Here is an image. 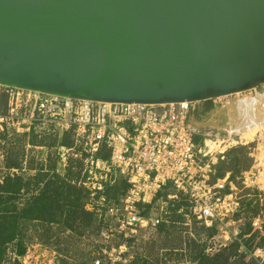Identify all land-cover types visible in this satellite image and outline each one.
<instances>
[{
    "label": "water",
    "instance_id": "1",
    "mask_svg": "<svg viewBox=\"0 0 264 264\" xmlns=\"http://www.w3.org/2000/svg\"><path fill=\"white\" fill-rule=\"evenodd\" d=\"M0 85L93 103L264 86V0H0Z\"/></svg>",
    "mask_w": 264,
    "mask_h": 264
},
{
    "label": "rangeland",
    "instance_id": "2",
    "mask_svg": "<svg viewBox=\"0 0 264 264\" xmlns=\"http://www.w3.org/2000/svg\"><path fill=\"white\" fill-rule=\"evenodd\" d=\"M258 96H264V86L209 101L210 108H207L206 102L197 103L194 110L200 109V117L195 113L191 117L193 131L201 136L202 148L208 154L204 158L207 159L205 163L217 166L226 162L228 165V153L246 147L243 154L245 156L247 153V161L244 159L240 162L242 172L235 175V184L229 183L231 173H227L223 180L214 185L216 198L221 199L220 204L226 201L232 211L224 214V209H221L213 217L201 218L200 214H194V203L185 199L187 209H179L175 201H180L182 197L173 201L164 196L148 216L140 214L159 219L158 226L161 227H139L135 234L128 235L119 232L118 217L99 214L103 212L101 209L105 205V198L111 202L121 198L125 183L119 171H108L106 161L95 158L98 152L94 153L90 138L79 136L76 127L62 132L60 124L44 121L38 116L30 126L22 124L20 120V125L0 130V181L8 174L22 176L25 180L40 173L52 176V169H55L62 180L68 178L69 182L81 185L88 191L87 208L89 212L95 213L89 227H81L74 232L60 225L28 224L27 251L18 260L23 264L28 252L43 257L44 250H52L57 253V264H95L97 261L101 264H196L191 255L190 241L200 240L195 233V224L197 227L205 224L218 229L213 239L207 240L204 236L201 239L207 242V254L214 256L222 248H228L239 234L240 226L247 224V214H252L253 207L247 208V200L252 202V206L257 203L261 208L264 206V130L261 129L247 141L237 131L238 107L247 99ZM28 115L23 112L21 116L27 119ZM201 123L203 126H199ZM64 141L69 142V146L64 145ZM12 150L21 160L22 167L20 170L7 171L4 160ZM248 165L251 168L247 171ZM213 174L212 170L210 176ZM210 181L211 177L209 184ZM256 191L261 196H255L253 193ZM174 193V190L170 192L171 195ZM28 197H23L20 207L25 205ZM254 199H259V202L255 204ZM238 214H241L240 217H237ZM261 224V219L256 218L255 228L260 229ZM254 256L259 259L258 264H264L262 251L257 250ZM42 257L37 260V264L43 263ZM8 258L12 261L17 259L12 247L8 250Z\"/></svg>",
    "mask_w": 264,
    "mask_h": 264
},
{
    "label": "built area",
    "instance_id": "3",
    "mask_svg": "<svg viewBox=\"0 0 264 264\" xmlns=\"http://www.w3.org/2000/svg\"><path fill=\"white\" fill-rule=\"evenodd\" d=\"M195 104L93 103L0 85V130L20 125V120L30 126L38 116L60 124L62 132L76 127L79 136L91 139L94 153L105 140L111 150L110 161L105 163L108 171H119L129 185L121 206L110 207L108 214L119 218V232L128 235L139 227L159 225V219L141 216L140 206L151 205L169 184L176 194L168 198L184 194L201 218L213 217L221 209L224 214L232 211L226 201L220 204L216 198L215 186L209 184L211 163L202 161L208 154L193 141L196 133L189 114ZM23 112L29 114L27 119L21 116ZM56 255L52 250H44L43 257L28 252L23 264H37L41 257L42 264H57Z\"/></svg>",
    "mask_w": 264,
    "mask_h": 264
},
{
    "label": "trees",
    "instance_id": "4",
    "mask_svg": "<svg viewBox=\"0 0 264 264\" xmlns=\"http://www.w3.org/2000/svg\"><path fill=\"white\" fill-rule=\"evenodd\" d=\"M206 105L207 108H210L208 105L211 104L207 103ZM193 141L197 146H202L201 136L193 134ZM63 143L69 146V142L64 141ZM245 149L246 147H241L231 150L227 155L230 161L228 165H226V162H221L217 166L212 164L211 168L215 173L210 176V184L212 186L217 184L219 180H223L227 173H231L229 183L235 184V175L242 172L239 166L240 162L244 161V159L247 161V153L245 152V156L243 154ZM110 155L111 150L104 140L95 158L109 162ZM248 159L251 161V158ZM206 160L203 158V163ZM244 163L246 164V162ZM21 167L22 162L18 155L13 150L9 151L4 160V168L10 171L20 170ZM250 168L251 165H248L247 171ZM52 171V176H49V173H40L30 180H25L22 176L8 174L0 181V264H22L18 258L24 256L27 251L26 226L30 223L33 225H60L72 232L78 231L81 227H89L91 225L90 221L95 213L89 212L87 208L88 191L81 185L69 182L68 178L62 180L55 169H52ZM122 178L124 179L125 190L121 198L115 200V202L108 201L105 198V205L101 209L103 212L99 214H108L110 207L121 206V199L129 189L126 179ZM171 191L173 189L169 184L151 205L140 206L143 216H148L147 214H150L156 203L164 196L168 198L171 195ZM247 192L251 191L247 190ZM253 194L261 196V193L257 191ZM26 195H29V197L25 205L20 207V201ZM179 197H182L181 200L175 201L178 204V208L187 209L185 199L190 200L184 194L178 193L177 198L173 199V201ZM254 201L256 204L259 199H254ZM250 207H253V211L252 214H247V224L240 226L239 234L228 248H222L214 256L206 253L207 242H202L201 239L203 236L207 240L213 239L218 234L217 227H207L205 224L197 227V224H195V233L200 240L190 239L193 262H196V264H258L259 259L254 254L257 250L264 252V206L261 208L258 203L256 206H252V202L247 200V208ZM240 215L238 214L237 217H240ZM256 218L262 221L260 229H256L254 226ZM10 247H12L17 256L14 261L8 258Z\"/></svg>",
    "mask_w": 264,
    "mask_h": 264
},
{
    "label": "bare ground",
    "instance_id": "5",
    "mask_svg": "<svg viewBox=\"0 0 264 264\" xmlns=\"http://www.w3.org/2000/svg\"><path fill=\"white\" fill-rule=\"evenodd\" d=\"M238 117L237 131L245 141L261 129L264 130V96L247 99L238 107Z\"/></svg>",
    "mask_w": 264,
    "mask_h": 264
},
{
    "label": "flooded vegetation",
    "instance_id": "6",
    "mask_svg": "<svg viewBox=\"0 0 264 264\" xmlns=\"http://www.w3.org/2000/svg\"><path fill=\"white\" fill-rule=\"evenodd\" d=\"M195 110H194V108L192 109V111L190 112V114H189V119H190V122L192 123V121H191V119L193 120V118H191V117H194V113L197 115V116H199L200 114H201V111H200V109L198 108L195 112H194ZM200 117V116H199ZM194 122V121H193ZM194 126V125H193ZM197 126V125H196ZM199 126H203V124L201 123Z\"/></svg>",
    "mask_w": 264,
    "mask_h": 264
}]
</instances>
